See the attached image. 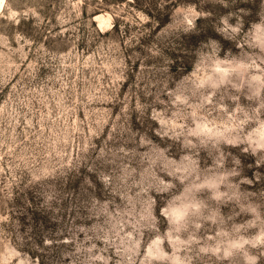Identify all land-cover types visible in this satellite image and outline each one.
<instances>
[{
	"label": "rangeland",
	"instance_id": "rangeland-1",
	"mask_svg": "<svg viewBox=\"0 0 264 264\" xmlns=\"http://www.w3.org/2000/svg\"><path fill=\"white\" fill-rule=\"evenodd\" d=\"M0 264H264V0H0Z\"/></svg>",
	"mask_w": 264,
	"mask_h": 264
},
{
	"label": "clouds",
	"instance_id": "clouds-1",
	"mask_svg": "<svg viewBox=\"0 0 264 264\" xmlns=\"http://www.w3.org/2000/svg\"><path fill=\"white\" fill-rule=\"evenodd\" d=\"M177 146L173 145L172 146V150H176ZM239 159V158H237ZM100 172L101 174L99 176H97V179L100 181L101 184H103L104 181V174H103V165L102 164H94L93 165V172L92 173H97ZM91 173H89V180H88V186L93 190V194H99L101 198H104L110 191V189H100L97 184L93 183V181L91 180ZM171 193H160L157 196V199L159 201L157 207H160L164 204V202L166 201V199L168 198V196H170ZM160 223L163 225L166 223V221L163 220V218H161Z\"/></svg>",
	"mask_w": 264,
	"mask_h": 264
},
{
	"label": "bare ground",
	"instance_id": "bare-ground-1",
	"mask_svg": "<svg viewBox=\"0 0 264 264\" xmlns=\"http://www.w3.org/2000/svg\"><path fill=\"white\" fill-rule=\"evenodd\" d=\"M101 17H102L101 14H97V15L95 16V18H96L97 20H99ZM101 19H102V18H101ZM100 23H101V22H100Z\"/></svg>",
	"mask_w": 264,
	"mask_h": 264
}]
</instances>
